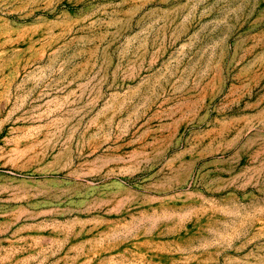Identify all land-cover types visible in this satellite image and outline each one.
Returning <instances> with one entry per match:
<instances>
[{"label":"rangeland","instance_id":"1","mask_svg":"<svg viewBox=\"0 0 264 264\" xmlns=\"http://www.w3.org/2000/svg\"><path fill=\"white\" fill-rule=\"evenodd\" d=\"M0 264H264V0H0Z\"/></svg>","mask_w":264,"mask_h":264}]
</instances>
